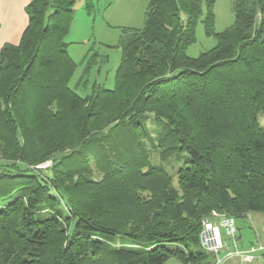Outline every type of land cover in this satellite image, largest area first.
<instances>
[{
    "label": "trees",
    "instance_id": "1",
    "mask_svg": "<svg viewBox=\"0 0 264 264\" xmlns=\"http://www.w3.org/2000/svg\"><path fill=\"white\" fill-rule=\"evenodd\" d=\"M75 2L31 0L0 51V264H214L203 219L264 213V0H232L222 32L215 0H149L144 25L123 30L114 86L84 95L69 84ZM200 22L217 44L192 57ZM146 113L164 121L155 137ZM47 159L50 174L31 167Z\"/></svg>",
    "mask_w": 264,
    "mask_h": 264
},
{
    "label": "rangeland",
    "instance_id": "2",
    "mask_svg": "<svg viewBox=\"0 0 264 264\" xmlns=\"http://www.w3.org/2000/svg\"><path fill=\"white\" fill-rule=\"evenodd\" d=\"M93 3L94 8L89 11L86 7V0H76L73 19L66 37V41L69 42V53L77 64L69 84L82 95L91 90L95 81L103 83L107 88L114 86L115 73L122 56L120 41L124 33L123 30L141 28L144 25L149 0H93ZM214 15L216 32H222L230 27L235 20L232 0H215ZM216 44L217 39L207 35L203 23L200 22L196 31V40L187 47L186 52L189 56L197 57ZM82 76L85 77L83 80L85 82H80ZM143 119L149 135L155 137L158 129L163 125V119L156 118L150 113H146ZM259 119L263 122L264 115L260 114ZM141 141L151 149V161L159 163L161 160L156 150L151 147L152 142L148 138H141ZM4 152L3 145H0V162L10 161L9 158H6L8 153L4 155ZM184 161L181 155H176L163 163L175 175L177 168ZM52 164V160L47 159L38 164H31V167L50 174ZM91 165L94 167L93 163ZM91 176L99 178L101 172L96 170ZM173 184H178L176 176L173 179ZM213 212L223 214L217 210L212 211L211 214ZM241 223H244L242 228L244 241L249 242L254 239L264 241V236L261 233L264 213H250L248 218L237 221V224ZM259 234L262 236L258 237ZM110 240L116 244L130 242L122 235L112 236ZM210 259L215 260V256L211 254ZM167 264L183 263L173 258ZM223 264H243V262L228 260Z\"/></svg>",
    "mask_w": 264,
    "mask_h": 264
},
{
    "label": "built area",
    "instance_id": "3",
    "mask_svg": "<svg viewBox=\"0 0 264 264\" xmlns=\"http://www.w3.org/2000/svg\"><path fill=\"white\" fill-rule=\"evenodd\" d=\"M262 234L264 235V224ZM200 246L215 256L214 264H223L238 258L244 263L264 264V241L257 239L250 245L242 244L239 238L237 220L233 216L213 212L202 221Z\"/></svg>",
    "mask_w": 264,
    "mask_h": 264
},
{
    "label": "crops",
    "instance_id": "4",
    "mask_svg": "<svg viewBox=\"0 0 264 264\" xmlns=\"http://www.w3.org/2000/svg\"><path fill=\"white\" fill-rule=\"evenodd\" d=\"M30 2L31 0H0V51L6 44H18L20 42L22 35L29 24L27 7ZM244 245L246 246V244ZM171 259H169L165 264H167ZM229 260L240 259L232 258ZM243 264L261 263L256 261L253 263L243 262Z\"/></svg>",
    "mask_w": 264,
    "mask_h": 264
}]
</instances>
